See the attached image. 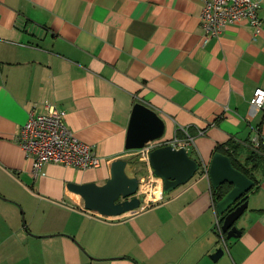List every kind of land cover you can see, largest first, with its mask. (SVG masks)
<instances>
[{"label":"crops","instance_id":"0c3cea01","mask_svg":"<svg viewBox=\"0 0 264 264\" xmlns=\"http://www.w3.org/2000/svg\"><path fill=\"white\" fill-rule=\"evenodd\" d=\"M259 1V35L240 23L206 41L204 0H0V264H264V158L250 161L258 185L231 242L216 227L209 176L229 141L242 163L253 151L264 157V111L251 106L264 89ZM47 102L67 111L99 167L48 163L31 175L18 137ZM138 102L165 119L162 141L194 138L187 149L201 169L137 213L104 217L67 184H104L120 158L134 165L138 151L126 142ZM143 164L140 179L163 180Z\"/></svg>","mask_w":264,"mask_h":264},{"label":"water","instance_id":"95a60500","mask_svg":"<svg viewBox=\"0 0 264 264\" xmlns=\"http://www.w3.org/2000/svg\"><path fill=\"white\" fill-rule=\"evenodd\" d=\"M166 127V121L158 111L145 103H136L126 148L143 149L148 143L163 138ZM150 161L155 175L164 181L165 193L186 184L201 169V164L190 156L187 147L178 148L173 144L155 148L150 154ZM110 169L111 176L104 184L69 182L68 190L75 195L77 201H83L86 210L97 212L101 216L113 218L137 213L145 203V197L139 196L140 177L132 171V165L127 159L113 161ZM209 176L213 189L225 183L233 185L232 190L217 202V210L220 216H225L222 230L226 238H238L242 231L236 222L247 210L249 202L247 200L234 210L230 209L256 186V181L237 169L230 156L219 152L212 159ZM224 252L223 248H218L211 256L216 261Z\"/></svg>","mask_w":264,"mask_h":264},{"label":"built area","instance_id":"2783aa9c","mask_svg":"<svg viewBox=\"0 0 264 264\" xmlns=\"http://www.w3.org/2000/svg\"><path fill=\"white\" fill-rule=\"evenodd\" d=\"M259 0H204L201 14L205 39L219 37L227 26L248 23L255 31L256 36L262 27V18L259 16L261 8ZM251 106L257 111H264V89L258 88L251 101ZM67 111L57 105L47 102L45 112H38L36 108L29 113L27 122L23 125L18 142L26 155L33 160L31 175L37 179L46 174L45 165L57 163L71 166L80 170L97 168L102 159L98 156L94 145L82 140L67 124ZM194 138L187 135L185 138L174 137L171 141L161 139L148 143L143 149L141 161L151 168L150 154L160 146L173 144L176 147H188ZM207 169V167H206ZM156 179L154 174L140 179L139 196L145 197V202H155L164 195L163 180ZM147 187V191L143 190ZM161 187L159 197L152 189ZM151 196V199L149 198ZM145 206L141 209H144ZM218 215L216 227L224 236L221 217Z\"/></svg>","mask_w":264,"mask_h":264},{"label":"trees","instance_id":"16d2710c","mask_svg":"<svg viewBox=\"0 0 264 264\" xmlns=\"http://www.w3.org/2000/svg\"><path fill=\"white\" fill-rule=\"evenodd\" d=\"M227 145L230 146V147L228 148ZM227 145L218 146L215 152L216 153H218V152L219 153H223L225 155L230 156L232 158V160H233V163H234L235 167L237 169H239L240 171L244 172L250 178L254 179L256 181V186H257L258 185V180H257L255 174L252 171L253 168L250 169L249 165L251 164L250 161H252V160H258V162L261 163L263 161V158H264L263 155H261L260 151L259 152L253 151L251 153V156L249 157V159H247L246 163H242L241 161L238 160V152H239V150L241 148L238 145V143L232 140V141H229ZM259 163L257 165H255V166H258ZM232 188H233V185H231L229 183H225V184L219 186V188L213 189L215 202L220 201L225 195H227L232 190ZM249 193H247L241 200H239L236 203V205L233 206L230 209V211L234 210L237 206H239L243 202L247 201ZM224 219H225V216H222L221 221L224 222ZM224 236H226V234H224Z\"/></svg>","mask_w":264,"mask_h":264},{"label":"rangeland","instance_id":"374dc122","mask_svg":"<svg viewBox=\"0 0 264 264\" xmlns=\"http://www.w3.org/2000/svg\"><path fill=\"white\" fill-rule=\"evenodd\" d=\"M138 151V150H137ZM138 154H136L134 157V159L135 160H133V166H132V171L133 172H135L136 174H141L142 172L144 173V162L143 161H141V159H142V153L141 152H137ZM137 167H141L142 168V170H140V171H138L137 172ZM160 189V190H159ZM143 190H145V191H147L148 189H147V187H144L143 188ZM157 192H159L160 193V191H161V187H159V188H157V189H155ZM159 190V191H158ZM159 193L157 194V197H159ZM152 203V202H151ZM228 241H232V239H228Z\"/></svg>","mask_w":264,"mask_h":264},{"label":"bare ground","instance_id":"6f19581e","mask_svg":"<svg viewBox=\"0 0 264 264\" xmlns=\"http://www.w3.org/2000/svg\"><path fill=\"white\" fill-rule=\"evenodd\" d=\"M158 188H159V187H158ZM159 190H160V189H159ZM159 190H158V191H159ZM152 191H153V193L156 194V195L159 193V192H157L155 189H152ZM149 198H151V196H150Z\"/></svg>","mask_w":264,"mask_h":264}]
</instances>
